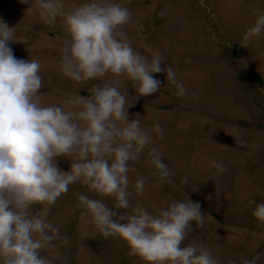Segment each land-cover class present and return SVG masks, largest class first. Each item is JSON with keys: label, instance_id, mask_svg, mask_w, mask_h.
Masks as SVG:
<instances>
[{"label": "rangeland", "instance_id": "1", "mask_svg": "<svg viewBox=\"0 0 264 264\" xmlns=\"http://www.w3.org/2000/svg\"><path fill=\"white\" fill-rule=\"evenodd\" d=\"M66 10L85 0H62ZM129 7L133 19L123 26L136 51L151 58L160 54L177 72L186 93L175 95V86L164 73H154L163 83L160 90L135 101L137 93L126 77L109 74L105 80L76 82L60 70L59 48L65 35L60 18L48 24L38 12L28 10L20 0H0V19L15 27L19 41L11 43L19 59L40 63L44 104H64L73 94L87 96L95 84L129 89L131 114H139L143 127L159 121L164 136L153 135L150 147L158 149L170 175L162 176L148 166V149L140 162H130V185L147 177L143 194L130 186V206L150 212L164 201L183 200L186 195L202 204L203 227L195 230L185 244L210 251L217 264H241L257 258L264 264V224L251 215L254 204L264 202V36L253 37L244 47L243 34L254 23V9L264 0H112ZM133 118H136L135 116ZM227 133V134H226ZM239 134L245 147L235 144ZM61 170L69 162L57 158ZM223 163L221 172L210 165ZM153 171L156 174L153 175ZM187 179V183L185 180ZM77 193L103 199L114 207L111 197H98L77 182L52 205H46V222L60 229L69 242L55 241L46 250L54 264H146L129 255L117 237H104L76 207ZM33 203L29 213L42 211ZM130 212L131 208L122 210Z\"/></svg>", "mask_w": 264, "mask_h": 264}, {"label": "clouds", "instance_id": "2", "mask_svg": "<svg viewBox=\"0 0 264 264\" xmlns=\"http://www.w3.org/2000/svg\"><path fill=\"white\" fill-rule=\"evenodd\" d=\"M20 2L48 24L60 18L65 35L58 63L72 80L126 77L137 93L136 101L157 93L163 82L153 74L164 73L175 86V95H185L183 82L165 64L166 58L158 53L143 56L132 46L123 30L133 19L129 7L112 0H85L67 10L62 0ZM253 15V25L243 34L244 47L253 37L264 36V8L254 9ZM16 41L15 27L0 19V264H54L43 253L55 247V241L69 240L46 222V205L77 182L98 197L113 198L114 207H109L103 199L77 193L76 207L104 237L123 241L129 255L146 264H217L210 251L184 243L194 225L205 223L199 201L186 195L183 200L164 201L152 212L130 206V186L143 194L147 183L142 177L130 185V162H140L146 148L145 163L164 177L170 175L158 149L150 147L154 134L163 139L160 122L143 127L140 115L129 111L135 102H129V89L122 92L107 82L93 85L87 96L73 94L64 104L42 103L41 65L17 58L11 47ZM232 137L237 146H246L241 135ZM59 157L69 162L67 171L61 170ZM210 165L225 170L215 159ZM33 203L42 204V211L30 214ZM250 204L255 205L251 215L264 224V202ZM129 208L130 212L122 211ZM256 260L243 257L241 264Z\"/></svg>", "mask_w": 264, "mask_h": 264}]
</instances>
